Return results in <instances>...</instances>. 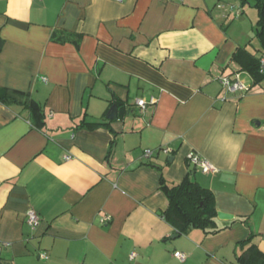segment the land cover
I'll return each instance as SVG.
<instances>
[{
	"label": "crops",
	"instance_id": "0c3cea01",
	"mask_svg": "<svg viewBox=\"0 0 264 264\" xmlns=\"http://www.w3.org/2000/svg\"><path fill=\"white\" fill-rule=\"evenodd\" d=\"M250 1L0 0V264H237L251 244L264 254V80L232 59L261 55ZM236 74L249 91L228 95L219 80ZM162 148L172 153L143 156ZM187 175L232 218L216 216L215 235L162 217L160 179Z\"/></svg>",
	"mask_w": 264,
	"mask_h": 264
},
{
	"label": "trees",
	"instance_id": "16d2710c",
	"mask_svg": "<svg viewBox=\"0 0 264 264\" xmlns=\"http://www.w3.org/2000/svg\"><path fill=\"white\" fill-rule=\"evenodd\" d=\"M254 7L257 10V22L255 26V38L259 44L261 55L264 54V0H255ZM73 35L65 34V38H58L57 35L51 37L52 42H65L73 39ZM76 38V37H75ZM73 42L78 43V39ZM3 40L0 38V52L3 47ZM260 55V57H261ZM259 57V58H260ZM259 58L247 54L240 48L232 59H243L242 69L246 71L253 83L264 80V75L259 71ZM10 95L6 89L0 88V102H4ZM191 171V170H190ZM188 172L189 174L191 172ZM160 190L167 199V208L162 213L163 219L178 232L183 233L190 227L201 231L204 235H215L219 230L215 227L217 211L213 194L206 188L200 186L190 179L188 175L179 184H167L162 178L159 182ZM252 240L249 236L239 246L244 247ZM237 264H264V254L255 245H249L246 250L236 256Z\"/></svg>",
	"mask_w": 264,
	"mask_h": 264
},
{
	"label": "built area",
	"instance_id": "2783aa9c",
	"mask_svg": "<svg viewBox=\"0 0 264 264\" xmlns=\"http://www.w3.org/2000/svg\"><path fill=\"white\" fill-rule=\"evenodd\" d=\"M117 2H121V0H116ZM234 12V16L238 17L240 16V10L235 9L234 7L230 8ZM259 71L262 75H264V54L261 55L259 58ZM220 85L222 88L226 91V94L228 95H233V94H245L249 91V88L246 84H244L240 79L238 74H236L233 78L229 77H221L219 80ZM147 103L153 104L154 101L150 100L149 102H146L144 100H137L136 101V106L143 110L145 109ZM157 153H163L165 155H170L172 152L169 148H162V149H157V150H145L144 151V158L145 159H150L154 156V154ZM66 160L69 159V157L65 158ZM186 160L189 164V166L195 168L202 174L208 175L214 172L213 167L205 160L201 159L199 156H197L194 153H189L186 156ZM26 221L27 224L31 227L34 228L38 224V217L35 212L29 211L26 214ZM110 219L108 217H104L100 220L101 225H106L109 223ZM174 257L180 261L183 262L185 260V255L180 253V252H175ZM40 258L43 260H46L47 257L44 254L40 255ZM129 259L132 261L135 259V254L131 253L129 256Z\"/></svg>",
	"mask_w": 264,
	"mask_h": 264
},
{
	"label": "water",
	"instance_id": "95a60500",
	"mask_svg": "<svg viewBox=\"0 0 264 264\" xmlns=\"http://www.w3.org/2000/svg\"><path fill=\"white\" fill-rule=\"evenodd\" d=\"M107 120H116L117 119V106L113 105L110 109L109 112L106 116ZM219 219H223V220H230L232 219L231 216H227L225 214H218L217 215Z\"/></svg>",
	"mask_w": 264,
	"mask_h": 264
},
{
	"label": "rangeland",
	"instance_id": "374dc122",
	"mask_svg": "<svg viewBox=\"0 0 264 264\" xmlns=\"http://www.w3.org/2000/svg\"><path fill=\"white\" fill-rule=\"evenodd\" d=\"M252 1H253V0H252ZM252 1H250V2H251V3H250L251 5H250V4H247V5L245 6V8L248 9V10H249V9L252 10V12H253V11H254V12H257L256 9L253 7V5H254V1H253V2H252ZM253 45H254V46H255V45L257 46L256 41H254V40H253Z\"/></svg>",
	"mask_w": 264,
	"mask_h": 264
}]
</instances>
